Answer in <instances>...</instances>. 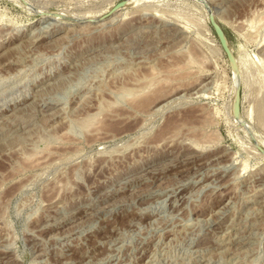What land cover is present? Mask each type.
<instances>
[{
	"label": "rangeland",
	"instance_id": "374dc122",
	"mask_svg": "<svg viewBox=\"0 0 264 264\" xmlns=\"http://www.w3.org/2000/svg\"><path fill=\"white\" fill-rule=\"evenodd\" d=\"M201 1L0 0V264H264V0Z\"/></svg>",
	"mask_w": 264,
	"mask_h": 264
},
{
	"label": "water",
	"instance_id": "95a60500",
	"mask_svg": "<svg viewBox=\"0 0 264 264\" xmlns=\"http://www.w3.org/2000/svg\"><path fill=\"white\" fill-rule=\"evenodd\" d=\"M123 5H124V1L117 3L114 6L113 11L118 10ZM208 18H209V24L211 26V29L214 32L215 37L217 38V42L223 54L225 55L226 60L228 61L231 71L236 72L234 56L230 50L228 41L224 35L223 30L221 29L220 25L215 21L214 16L212 14H210ZM239 92H240L239 87H237L236 92H235V97H234V105H233L234 114H237L239 112Z\"/></svg>",
	"mask_w": 264,
	"mask_h": 264
},
{
	"label": "bare ground",
	"instance_id": "6f19581e",
	"mask_svg": "<svg viewBox=\"0 0 264 264\" xmlns=\"http://www.w3.org/2000/svg\"><path fill=\"white\" fill-rule=\"evenodd\" d=\"M202 1H203V0H202ZM202 1H201V2H202ZM208 1H209V0H208ZM134 2L136 3V1H134ZM134 2H133V4H134ZM137 2H138V1H137ZM128 3H129V2H128ZM131 3H132V2H131ZM131 3H130V4H131ZM202 3H203V2H202ZM204 3H205V2H204ZM206 3H208V2H206ZM130 6H131V8H132V5H130ZM133 6H134V5H133ZM137 6H139V5H137ZM141 6H142V5H141ZM205 6H206V5H205ZM208 6H209V5H208ZM134 7H135V6H134ZM142 8H143V7H142ZM42 9H44V7H43ZM107 9H108V8H107ZM144 9H146V8H144ZM36 10H37V9H36ZM109 10H110V9H109ZM146 10H147V9H146ZM210 10H211V9H210ZM59 11H60V9H59ZM61 11H62V12H61ZM61 11H60V14H61V13L64 14L65 10H61ZM106 11H108V10H106ZM56 12H58V11H56ZM66 12H67V11H66ZM66 12H65V13H66ZM254 12H255V10H254ZM68 13H69V11H68ZM68 13H67V14H68ZM40 14H42V16L40 15L41 17H40L39 19L42 20V21H45V20H53V19H55L56 17H58V16H56L57 14H55V13H53V12H51V11L48 12V11H46V10H42V11H40ZM62 14H61V15H62ZM67 14H64V15L66 16ZM71 14H72V13H71ZM71 14H68V15L71 16ZM91 14H92V13H91ZM99 14H100V13H99ZM102 14H103V13H102ZM85 15H86V14H85ZM92 15H93V14H92ZM92 15H90V16H92ZM95 15H96V14H95ZM97 15H98V14H97ZM65 16H63L62 18H64ZM70 16H69V17H70ZM76 16H80V15H76ZM86 16H87V15H86ZM88 16H89V15H88ZM120 16H121V15H120ZM82 17H83V15H82ZM101 17H102V16H101ZM67 18H68V16H67ZM70 18H71V17H70ZM78 18H79V17H78ZM86 18H87V17H86ZM89 18H90V17H89ZM89 18H88V19H89ZM94 18H95V17H94ZM99 18H100V17H99ZM115 18H116V17H115ZM115 18H114V19H115ZM58 19H59V18H58ZM71 19H73V18H71ZM92 19H93V18H92ZM73 20H74V19H73ZM90 20H91V19H90ZM178 20H179V19H178ZM93 21H94V20H93ZM178 22H179V21H178ZM195 23H196V22H195ZM39 24H40V23H39ZM41 24H42V23H41ZM202 24H203V22H201V25H202ZM251 24H252V23H251ZM106 25H107V24H106ZM201 25H200V26H201ZM175 26H176V25H175ZM206 26H207V25L204 26V24H203V27L208 31V29H207ZM102 27H103V26H102ZM177 27H178V26H177ZM179 27H180V26H179ZM40 28H41V27H40ZM40 30H42V29H40ZM176 31H179V30L176 29ZM38 32H39V31H38ZM73 32H74V31H73ZM39 33H40V32H39ZM174 34H175V33H174ZM42 35H43V34H42ZM38 36H39V35H38ZM178 39H179V38H178ZM32 40H33V39H32ZM176 40H177V39H176ZM258 47H259V46H258ZM8 50H9V49H8ZM219 51H220V50H219ZM235 60H237V59H235ZM236 62H237V61H236ZM235 64H237V63H235ZM179 68H180V67H179ZM246 69H247V72H248V71H249V72H252V70H248V68H246ZM171 72H172V71H171ZM172 75H174V74H172ZM239 75H240V74H238V76H239ZM156 78H157V77H156ZM148 81H149V80H148ZM153 81H154V79H153ZM143 84H144V82H143ZM150 84H151V83H150ZM150 84H148V85H150ZM144 85H145V84H144ZM200 87H201V85H200ZM146 89H148V88L146 87ZM150 89H151V88H150ZM150 89H149V91H150ZM152 89H153V88H152ZM172 89H173V88H172ZM144 90H145V89H144ZM168 90H169V89H168ZM170 91H172V90L170 89ZM174 91H175V90H174ZM184 91H185V90H184ZM145 92H146V91H145ZM165 92H166V91H165ZM193 92H194V91H193ZM143 93H144V92H143ZM143 93H140V94L142 95ZM153 93H155V92H153ZM194 93H195V92H194ZM140 94H139V95H140ZM144 94H146V93H144ZM147 94H148V92H147ZM150 94H151V93H150ZM155 94H156V93H155ZM155 94H153V95H154L153 98L155 97V98H154L155 100L153 101V99H151V100H152L151 103H153V102L156 103V102H157V103H156V106H159V105L161 106V104L164 105V103H162V102H163L162 96H164V95H163V94L161 95L159 91H157V94H158V95L160 94L159 96H158L157 94H156V95H155ZM191 94H192V93H191ZM168 95H169V94H168ZM175 95H177V93H174V94H172L171 96L174 97ZM180 95H181V94H180ZM150 96H151V95H150ZM157 96H158V97H157ZM203 96H204V95H203ZM151 97H152V96H151ZM165 97H166V96H165ZM165 97H164V98H165ZM160 98H161L162 100H161ZM170 98H171V97H170ZM159 99H160L161 101H160ZM165 99H166V98H165ZM165 101H168V100H165ZM168 103H169V102H168ZM168 103L165 102V107L167 106L166 104H168ZM150 105H151V104H150ZM176 105H177V104H176ZM160 106H159V109H161ZM162 107L164 108V106H162ZM169 107H170V106H169ZM154 109H155V108H154ZM156 109H157V107H156ZM159 109H157V110H159ZM178 122H179V121H178ZM174 123H175V122H174ZM175 124H176V123H175ZM173 127H174V126H173ZM13 129H14V128H13ZM172 130H173V129H172ZM193 155H194V154H193ZM193 155H192V156H193ZM187 157H188V155L186 156V158H187ZM186 158H184V159H186ZM200 158H201V157H200ZM194 159H195V158H194ZM196 159L198 160V158H196ZM179 160H180V159H179ZM192 160H193V159H192ZM189 161H190V160H188L187 162L189 163ZM199 161H200V159H199ZM214 161H215V160H214ZM182 162H183V161H182ZM185 162H186V161H185ZM185 162H184V163H185ZM194 162H195V161H194ZM197 162H198V161H197ZM180 163H181V162H180ZM205 163H206V162H205ZM182 164H183V163H182ZM189 164H190V163H189ZM179 165H180V164H179ZM183 165H184V164H183ZM184 166H185V165H184ZM186 166H187V164H186ZM189 166H190V165H189ZM181 167H182V166H181ZM187 167H188V166H187ZM187 167H186V168H187ZM190 168H191V167H190ZM183 169H184V168H183ZM188 169H189V168H187V170H188ZM179 170H180V169H179ZM180 172H181V171H180ZM182 172H183V171H182ZM183 173H184V172H183ZM184 182H185V181H184ZM151 194H152V193H151ZM175 203H176V202H175ZM70 212H71V211H70ZM55 221H56V220H55ZM45 225H46V224H45ZM221 237H222V236H221ZM221 241H222V240H221ZM216 242H218V241H216ZM225 242H226V241H225ZM214 244H215V243H214ZM234 246H235V245H234ZM237 246H238V245H237ZM216 251H218V250H216ZM191 255H192V254H191ZM200 260H201V259H200ZM208 262H209V261H208ZM209 264H210V263H209Z\"/></svg>",
	"mask_w": 264,
	"mask_h": 264
}]
</instances>
